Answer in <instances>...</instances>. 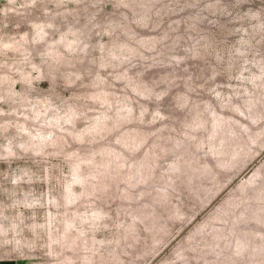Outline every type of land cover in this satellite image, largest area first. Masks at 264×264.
<instances>
[{
  "label": "rangeland",
  "instance_id": "374dc122",
  "mask_svg": "<svg viewBox=\"0 0 264 264\" xmlns=\"http://www.w3.org/2000/svg\"><path fill=\"white\" fill-rule=\"evenodd\" d=\"M118 1L0 0V264H264V0Z\"/></svg>",
  "mask_w": 264,
  "mask_h": 264
},
{
  "label": "trees",
  "instance_id": "16d2710c",
  "mask_svg": "<svg viewBox=\"0 0 264 264\" xmlns=\"http://www.w3.org/2000/svg\"><path fill=\"white\" fill-rule=\"evenodd\" d=\"M118 1V0H117ZM148 1H152V0H146V2H148ZM119 2V1H118ZM146 2L145 3H143L142 5H141V13H142V15L140 14V18H141V20H143V21H145L146 20V18L147 17H145V14H144V10H145V8H146ZM212 7L214 8V7H216L215 5H212ZM146 11V10H145ZM85 47H81L80 48V50L81 49H84ZM109 48V47H108ZM117 48V47H116ZM115 48V49H116ZM106 51L107 52H114V48H110V49H106ZM138 88H141V85L138 87ZM102 93H98L96 96H102V99H104L105 101H106V95L105 94H103V95H101ZM107 102V101H106ZM70 112H72V111H69V113ZM68 113V114H69ZM122 115L121 114H116V115H114V116H110V117H108L107 118V120H111V121H117L118 119H120V117H121ZM108 128H109V125H107L106 126V128H104L105 130L104 131H108ZM92 131H95V130H98V129H96V127H94V128H92L91 129ZM214 133H216V131H214L213 132V134ZM129 134V133H128ZM131 136L132 135H126L124 138H125V141H128V140H130L131 139ZM213 145H215L214 143H213ZM212 147H214V146H212ZM98 154H100V155H102V157H103V159L98 163V164H100V167L101 168H103L102 169V173L103 174H107L106 175V177H110V175L112 174L114 177H123V174H122V176H121V174H119V173H114L115 171H116V167H114L113 165H112V161H113V159H115L116 157H118V155L116 154V155H114V156H112L111 154H110V149H109V147H106V146H104V147H100L99 149H98ZM88 162H94V160L92 159V158H89L88 159ZM114 163V162H113ZM141 167L144 165V163H140L139 164ZM138 165V166H139ZM138 166H137V168H138ZM138 170V174L136 175L137 177H136V179L134 180V181H131L130 182V185H137V184H139V182H141V181H145L146 180V178L148 177V175L146 176V174H144V173H139L140 172V168H138L137 169ZM196 170H198V169H196ZM128 177V176H127ZM102 188V185H100V186H95L94 187V189H101ZM139 216V215H138ZM233 225H234V222L233 223H231L230 224V226L231 227H233ZM230 229L231 228H229V233H230ZM227 236V235H226ZM247 245H245V246H241V247H238V248H240L239 250H238V252L239 253H241V252H243V251H245L246 250V247ZM237 248V249H238ZM236 249V250H237ZM263 250V249H262ZM237 253V252H236ZM248 264H256V263H248ZM258 264V263H257Z\"/></svg>",
  "mask_w": 264,
  "mask_h": 264
}]
</instances>
